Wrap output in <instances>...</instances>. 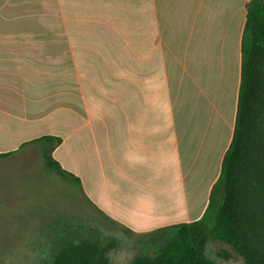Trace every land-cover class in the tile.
<instances>
[{
	"label": "crops",
	"instance_id": "obj_1",
	"mask_svg": "<svg viewBox=\"0 0 264 264\" xmlns=\"http://www.w3.org/2000/svg\"><path fill=\"white\" fill-rule=\"evenodd\" d=\"M251 1L0 0V154L60 138L55 160L126 230L200 220L233 140Z\"/></svg>",
	"mask_w": 264,
	"mask_h": 264
},
{
	"label": "trees",
	"instance_id": "obj_2",
	"mask_svg": "<svg viewBox=\"0 0 264 264\" xmlns=\"http://www.w3.org/2000/svg\"><path fill=\"white\" fill-rule=\"evenodd\" d=\"M61 142L45 136L28 144L40 145L47 168L81 187L53 156ZM149 234L159 235L157 251L131 264H216L206 256L211 241L229 249L222 251L226 259L236 255L243 264H264V0H252L247 7L235 131L205 213L198 221ZM48 264H110V259L98 241L75 239Z\"/></svg>",
	"mask_w": 264,
	"mask_h": 264
},
{
	"label": "rangeland",
	"instance_id": "obj_3",
	"mask_svg": "<svg viewBox=\"0 0 264 264\" xmlns=\"http://www.w3.org/2000/svg\"><path fill=\"white\" fill-rule=\"evenodd\" d=\"M21 16L12 18L23 20ZM39 16L25 15L24 20ZM24 149L0 159V264H48L75 239L98 241L110 264H131L137 256L157 251L158 234L130 233L91 207L77 186L47 168L40 145ZM223 250L229 251L211 241L206 256L216 264H243L236 255L224 258Z\"/></svg>",
	"mask_w": 264,
	"mask_h": 264
}]
</instances>
